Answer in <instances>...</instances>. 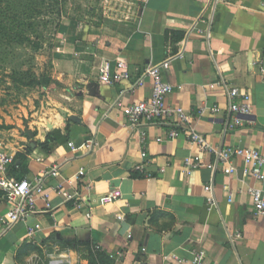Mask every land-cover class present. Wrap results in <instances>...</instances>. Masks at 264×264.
<instances>
[{
  "label": "crops",
  "instance_id": "crops-1",
  "mask_svg": "<svg viewBox=\"0 0 264 264\" xmlns=\"http://www.w3.org/2000/svg\"><path fill=\"white\" fill-rule=\"evenodd\" d=\"M207 2L143 0L133 19L75 25L52 47L54 76L63 87L36 127L33 145L17 152L28 171L23 180L32 182L53 167L58 175L42 176L33 189L40 213L5 233L0 229V264H87L77 250L84 244L112 264H176L172 255L188 260L194 249L205 252V264H264V215L253 216L246 193L247 187L264 189V181L243 175L238 159L231 175L219 166L187 172L184 165L190 155L214 163L225 147L264 154V0H218L211 13L204 11ZM165 60L162 78L173 87L166 105L181 108L188 120L129 125L126 108L146 101L151 91L148 80L140 87L134 81ZM116 63L129 67L130 80L105 84L101 72L113 77ZM223 85L247 94L252 105L233 129L227 128L234 115L226 109ZM214 106L218 113H211ZM173 129L195 130L208 150L200 152L182 135L168 139ZM139 163L143 173L134 171ZM113 190L120 192L115 202L108 200ZM77 193L88 197L89 207H73ZM7 208L0 198V213ZM35 223L41 229L29 237L26 226Z\"/></svg>",
  "mask_w": 264,
  "mask_h": 264
},
{
  "label": "rangeland",
  "instance_id": "rangeland-1",
  "mask_svg": "<svg viewBox=\"0 0 264 264\" xmlns=\"http://www.w3.org/2000/svg\"><path fill=\"white\" fill-rule=\"evenodd\" d=\"M21 1L23 5H33L35 11L30 12L33 15L29 21L33 28L9 30L6 39L0 32V151L13 158L20 146L33 145L36 127L53 110V101L63 87L53 72V46H57L55 51L72 35L75 25L109 26L131 20L143 3V0ZM3 14L10 17L8 10ZM10 19L1 20L3 25L8 24L7 28ZM88 246L91 252H102L96 246ZM77 250L88 264V248L80 245ZM35 264L46 262L38 260Z\"/></svg>",
  "mask_w": 264,
  "mask_h": 264
},
{
  "label": "built area",
  "instance_id": "built-area-1",
  "mask_svg": "<svg viewBox=\"0 0 264 264\" xmlns=\"http://www.w3.org/2000/svg\"><path fill=\"white\" fill-rule=\"evenodd\" d=\"M218 0H208L205 7V12L214 9ZM169 68V61L165 60L157 65H152L140 72L138 78L134 81V86H142L145 80H148L151 85L150 97L146 101H139L129 105L125 110V116L129 125L139 126L141 123L152 122H169L184 123L188 120L181 108H171L166 105V99L173 93L171 84L165 82L162 78V72ZM131 70L123 63H116L113 77L109 71H102L100 80L105 84H114L120 80H130ZM226 109L229 113L234 115V120L227 125L228 129H233L243 124L240 117H245L251 114L252 105L247 94L240 92L235 87L225 86ZM211 113H218L220 108L214 106L210 108ZM180 135L184 136L186 141L195 146L200 152L205 153L207 144L203 137L195 130L190 129L180 133L178 130H170L167 134L168 139H176ZM140 143L144 144V135L140 137ZM71 147L72 143H68ZM86 150L92 149V145L86 144ZM141 159L146 157V153L141 151L139 154ZM233 159H238L242 163V174L253 178L256 182L264 181V154L258 150L241 147H225L216 152V160L214 163H204L199 155H190L184 159V165L187 172L197 170L200 168H207L213 170L219 166L222 173L231 175L236 172V168L231 165ZM13 163V157L7 153L0 151V195L1 199L7 203L8 208L5 212L0 213V229L2 233L7 232L15 225L26 223L30 216L40 213L35 206L32 197L33 189L39 187L42 183V176L50 175L56 177L58 170L56 167L46 171L41 177L32 182L26 180L15 181L7 176V169ZM135 172L143 173L142 163L134 167ZM84 175L83 171H78L77 178L80 179ZM149 177V176H146ZM58 190L60 187L58 186ZM89 191V187H86ZM204 192L209 194L211 192L210 186L204 187ZM246 193L251 200L253 216L264 215V189L258 187H247ZM120 198V192L113 190L108 194V200L115 202ZM208 203L214 204L213 197L209 194ZM73 207L80 208L81 204L89 207V199L84 194L77 193L73 196ZM45 208L50 209L47 202V196L44 195ZM89 216V215H87ZM120 221L122 217L117 216ZM40 225L38 223L27 225L26 232L29 237H32L39 231ZM205 252L200 249H194L191 252V257L188 260L180 259L175 255L171 258L176 264H205Z\"/></svg>",
  "mask_w": 264,
  "mask_h": 264
},
{
  "label": "trees",
  "instance_id": "trees-1",
  "mask_svg": "<svg viewBox=\"0 0 264 264\" xmlns=\"http://www.w3.org/2000/svg\"><path fill=\"white\" fill-rule=\"evenodd\" d=\"M20 2L22 1L15 0V1H12L11 3V1L0 0V32L3 33L2 34L3 39H6L8 37L9 30H13L14 28H20V27L33 28V25L29 23L33 15L30 12L33 11L32 13H34L35 11L34 9L32 10L31 8L33 5L30 4L28 6L27 3L23 5ZM27 7H29V9ZM26 9L28 12H26ZM5 10H8L10 12V17H9L11 18L9 20L10 28H7L8 24L3 25V22L1 21V20L9 19L5 17V15L3 14ZM17 34H19V36L21 37V34L19 32H17ZM9 42H11V39L9 40ZM47 142H48V139H47ZM45 147L46 146L44 144H40L37 148L45 150ZM27 172L28 171L25 166V160L20 154H18L15 156V158H13V163L8 167L7 176L19 182L25 178ZM133 177L135 178L136 176L134 175ZM0 198H1V195H0ZM76 245L77 243L68 244V246L71 248L76 247ZM84 246L88 248V255H87L88 264H112V261L103 253L91 252V248H89L88 244H84Z\"/></svg>",
  "mask_w": 264,
  "mask_h": 264
},
{
  "label": "water",
  "instance_id": "water-1",
  "mask_svg": "<svg viewBox=\"0 0 264 264\" xmlns=\"http://www.w3.org/2000/svg\"><path fill=\"white\" fill-rule=\"evenodd\" d=\"M69 119L72 120V121H77V120H78V119L75 118L74 116H70ZM123 227H125V226L123 225Z\"/></svg>",
  "mask_w": 264,
  "mask_h": 264
}]
</instances>
